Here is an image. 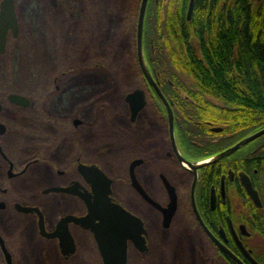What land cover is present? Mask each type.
<instances>
[{
	"label": "flooded vegetation",
	"instance_id": "1",
	"mask_svg": "<svg viewBox=\"0 0 264 264\" xmlns=\"http://www.w3.org/2000/svg\"><path fill=\"white\" fill-rule=\"evenodd\" d=\"M17 2L13 0L19 33L14 36L8 31L0 59L8 55L10 39L21 32ZM139 68L142 75L125 91L108 92L112 86L103 78L104 89L99 86V92L97 88L92 92V77L98 79L91 75V66L85 65L69 77L59 76L66 79L55 77L49 92L41 90L35 97L7 90L9 77L0 76L3 264L8 263L1 239L13 264H56L58 260L62 264H107L105 258L115 246L106 243L113 239L105 225L108 216L119 217L110 208L115 205L142 223L125 229L130 233L125 264H264L262 176L257 178L259 170L252 168L253 161L262 165L264 155H254L256 150L248 147L259 138L212 162L246 137L200 157L206 144L226 139L224 128L209 124V132L194 146L182 141L172 97L163 84L171 81L150 71V82ZM155 87L171 106L174 133L169 109ZM135 90L144 92L145 104L134 115L127 97ZM12 95L27 98L28 105L16 103ZM139 103L138 98L133 102ZM98 105H103V116L96 115ZM80 130L84 137L75 140ZM183 159L200 166L196 171L189 169ZM243 175L257 190L260 204L249 195ZM167 182L175 187L178 199L169 220L162 210L170 204ZM181 194L187 201H182ZM91 207L103 209V248L97 239L98 218L86 219V224L64 221L67 216L88 217Z\"/></svg>",
	"mask_w": 264,
	"mask_h": 264
},
{
	"label": "trees",
	"instance_id": "2",
	"mask_svg": "<svg viewBox=\"0 0 264 264\" xmlns=\"http://www.w3.org/2000/svg\"><path fill=\"white\" fill-rule=\"evenodd\" d=\"M28 1L31 15L26 13L25 25L19 14L27 37L17 44L21 50L29 43L24 55L18 49L9 66L0 59V76L11 81L7 90L47 94L55 77H69L101 61L108 67L119 64L131 81L142 75L137 55L142 0H42L41 9L37 0ZM190 3L148 0L143 50L150 71L171 81L163 84L172 97L182 141L194 146L209 132V124L224 128L226 139L206 144L200 156L206 157L264 128V0H194L189 18ZM52 20L59 33L49 26L44 36ZM14 42L18 40L9 41V56ZM248 147L256 150L252 154L264 155V136ZM254 167L257 178L262 176V186L255 182L264 195V161L261 166L253 161Z\"/></svg>",
	"mask_w": 264,
	"mask_h": 264
},
{
	"label": "water",
	"instance_id": "3",
	"mask_svg": "<svg viewBox=\"0 0 264 264\" xmlns=\"http://www.w3.org/2000/svg\"><path fill=\"white\" fill-rule=\"evenodd\" d=\"M148 0H142L140 10H139V17H138V26H137V52H138V59L139 63L141 66V69L145 76L150 80V82H153L151 78V72L148 69L146 65V60L144 57V50H143V25H144V18H145V12H146V7H147ZM193 4L194 0H191L190 3V8H189V14L188 17L190 18L192 10H193ZM13 31L14 36H18L19 33V25H18V18L17 14L15 11L14 3L13 0H4L2 2L1 6V13H0V53H4L6 50V40H7V34L9 30ZM157 92L159 93L160 97L165 101L166 106L169 109L170 116H171V123H172V130L174 133V115L173 111L171 109V106L167 103V101L164 99L163 94L161 93L160 89L155 87ZM12 100L15 101L16 103L19 104H27V98L19 95H12L11 96ZM138 98L140 100L139 104H133L134 100ZM127 100L131 103L133 107V114H137L138 111L143 107L145 104V99H144V92L142 90H135L133 93L129 94L127 97ZM28 105V104H27ZM264 135V128L259 130L258 132L246 137L245 139L241 140L238 142L236 145L233 147L223 151L221 154L218 156L214 157L213 160H210L209 162L215 161L218 158L224 157L226 155H229L244 145L262 137ZM183 163L190 169L197 170V168L200 166V164L197 163H190L188 161H185V159L182 160ZM206 162L202 163L205 164ZM243 183L244 186L246 187L249 195L251 198L258 204H260V199L258 196L257 190L253 187L252 182L250 179L247 177V175H243ZM195 184L193 185L192 188V202L195 204ZM167 188L169 191L170 195V204L168 209H162L166 213V219L169 220L172 218V215L175 211V208L177 206V193L176 189L174 186H172L169 182H167ZM54 190L56 191H61L59 188H55ZM67 191V190H65ZM107 197V196H106ZM105 201L107 203L110 202L109 198H105ZM149 201L157 206L158 208H161L160 205L149 198ZM112 211H117L120 215L119 217H114V216H108V224L105 225L107 227V234L110 236L113 240H107V244H112L114 245V249L109 251L110 253L108 254V257L105 258L107 264H125L126 262V248H125V242H126V236L129 235L130 233L126 234L125 229H130V228H136L137 224H142L136 217H134L132 214L128 213L126 210H124L121 206L115 205L110 207ZM23 210L25 211H30L32 210L29 207H24ZM111 212V211H109ZM98 218L100 220V224L97 225V239L99 241V245L101 248H103V231H102V225H103V209H97L95 207H91V213L88 217L86 218H77L74 216H67L64 221L65 222H70V221H75L76 223H81V224H86L85 221L87 220H92L93 218ZM140 222V223H139ZM123 229V233L121 230ZM130 238H133V235H130ZM124 242L121 244V242ZM1 244L3 245L6 261L8 264H13L11 255L5 248L3 241L1 239ZM69 246L70 244L73 245V241L68 242ZM110 248V247H109ZM71 249L73 250V247L71 246ZM116 251H119L118 254L119 256H116Z\"/></svg>",
	"mask_w": 264,
	"mask_h": 264
},
{
	"label": "rangeland",
	"instance_id": "4",
	"mask_svg": "<svg viewBox=\"0 0 264 264\" xmlns=\"http://www.w3.org/2000/svg\"><path fill=\"white\" fill-rule=\"evenodd\" d=\"M46 1V0H45ZM37 3H38V8H40L41 9V6H43V1L42 0H37L36 1ZM47 2H52V0H47ZM46 2V3H47ZM27 4H29V1L27 0H21V1H19V2H17V9H18V13L20 14L21 13V15H22V18H23V24L25 25V23H26V16L28 15H31V13L29 14L28 12H27ZM69 4H71V3H66L65 4V6L66 7H69L70 5ZM66 7H64L63 6V12H65V13H67L68 15H70V13L68 12V9L66 8ZM45 9H46V11H48V9H49V7L48 6H45ZM50 13H51V15H52V17H54V16H56V14H54V11H52V9L49 11ZM26 13H27V15H26ZM39 13V12H38ZM38 13H36L37 15H38ZM47 13L48 12H45V15L44 16H47ZM39 14H42V13H39ZM20 16V15H19ZM21 17H20V21H21V19H22ZM63 18H64V16H63ZM72 18V17H71ZM45 20H46V18H45ZM45 20H44V23H45ZM51 23H50V25L49 24H47V26H46V28H47V31L44 33V36H46L47 35V33L49 34V31L51 30V28L48 30V28H49V26L50 27H53L54 28V31H55V33L56 34H58L59 33V26L58 25H55V22H53V20L52 21H50ZM22 23V22H21ZM40 24V23H39ZM46 25V24H45ZM22 34V31L20 32V35H19V37L18 38H16V39H14V40H18V42H14L13 44H12V46H11V48H10V56H9V54L7 55V57H5V60H6V62H7V66H9V63L11 64V62H12V60H13V58L15 57V53L18 51V49H19V51L24 55V49L27 47V45L29 44H26V45H24L23 46V48L20 50V45H21V43L23 44V43H25L26 42V37H27V35L25 36V35H21ZM55 34V36H57ZM24 37V38H23ZM23 40H22V39ZM17 43H19L20 45L18 46V44ZM41 46H43V45H41ZM17 55V54H16ZM103 55H105V53L103 52ZM137 55H138V52H137ZM144 57H145V54H144ZM104 58V57H103ZM2 59H4V58H2ZM145 60H146V57H145ZM106 62H108V61H106ZM107 64V63H106ZM138 64H139V66H140V63H139V59H138ZM95 65V66H94ZM146 65H147V67H148V64H147V61H146ZM106 65L103 63V61H101V62H98V64L96 65V64H93L92 65V67H91V75H96V77H97V79L98 80H94V78L92 77V79H93V81H92V86H91V88H92V92H94V90H95V88H97V92H99L100 90H99V86H100V89H102V87H103V78L107 81V83H108V85L110 84L112 87L111 88H109L108 87V92L109 91H114V90H118V89H120V90H123L124 88H128L129 86H132V85H134L133 83H136V82H134V80L133 81H131L130 80V78L129 77H126L125 75H124V72H123V69H122V67L118 64H115V66L114 67H108V66H106ZM104 68V69H103ZM110 68V69H109ZM148 69H149V67H148ZM26 75V74H25ZM23 76V78L25 77L24 75H22ZM59 76H61V75H59ZM58 76V79L59 80H63V79H66V78H62V77H59ZM106 76V77H105ZM27 77H28V75H27ZM27 77H25V78H27ZM100 78H101V80H100ZM129 79V80H128ZM95 81V82H94ZM11 83V81H9V84ZM103 89H104V87H103ZM89 93H90V89H88L87 90ZM103 91H106V90H103ZM91 94V93H90ZM99 94V93H98ZM94 96V95H93ZM110 106V105H109ZM105 111V110H104ZM109 111H111L110 109H109ZM93 112V111H92ZM95 112H96V115H100V116H103V105H98L97 107H96V109H95ZM93 115V114H92ZM108 115L110 116V113L108 112ZM84 116V115H83ZM86 116V118H88V116L89 115H85ZM91 116V115H90ZM93 118V120H95V116L93 115L92 116ZM98 117V116H97ZM97 119L98 118H96V120L95 121H97ZM91 131H93L94 132V129H92ZM110 131V130H109ZM77 134H78V136L75 134V136H77V139H75V140H78V137H84V133H83V130H80V131H77ZM73 133H71L70 134V136H71V139H73ZM57 260V259H56ZM56 264H62L59 260L56 262Z\"/></svg>",
	"mask_w": 264,
	"mask_h": 264
}]
</instances>
